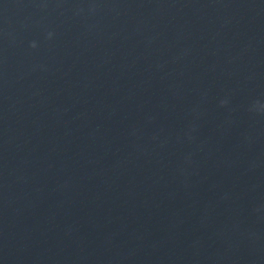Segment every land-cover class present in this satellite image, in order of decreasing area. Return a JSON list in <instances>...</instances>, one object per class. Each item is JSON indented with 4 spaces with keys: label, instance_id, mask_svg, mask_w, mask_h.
I'll use <instances>...</instances> for the list:
<instances>
[{
    "label": "water",
    "instance_id": "obj_1",
    "mask_svg": "<svg viewBox=\"0 0 264 264\" xmlns=\"http://www.w3.org/2000/svg\"><path fill=\"white\" fill-rule=\"evenodd\" d=\"M0 264H264V0H0Z\"/></svg>",
    "mask_w": 264,
    "mask_h": 264
},
{
    "label": "clouds",
    "instance_id": "obj_2",
    "mask_svg": "<svg viewBox=\"0 0 264 264\" xmlns=\"http://www.w3.org/2000/svg\"><path fill=\"white\" fill-rule=\"evenodd\" d=\"M32 46L35 47V44H33Z\"/></svg>",
    "mask_w": 264,
    "mask_h": 264
}]
</instances>
